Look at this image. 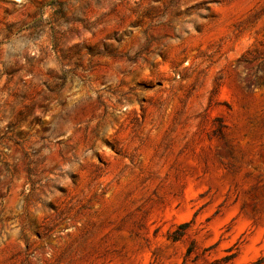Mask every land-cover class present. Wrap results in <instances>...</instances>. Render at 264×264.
I'll return each mask as SVG.
<instances>
[{"label":"rangeland","instance_id":"obj_1","mask_svg":"<svg viewBox=\"0 0 264 264\" xmlns=\"http://www.w3.org/2000/svg\"><path fill=\"white\" fill-rule=\"evenodd\" d=\"M0 264H264V0H0Z\"/></svg>","mask_w":264,"mask_h":264}]
</instances>
